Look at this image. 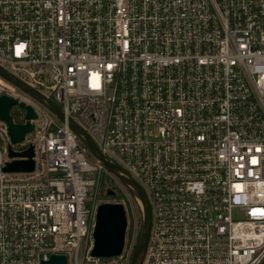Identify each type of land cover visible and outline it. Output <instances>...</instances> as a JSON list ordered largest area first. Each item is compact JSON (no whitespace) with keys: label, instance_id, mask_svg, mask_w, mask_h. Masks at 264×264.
<instances>
[{"label":"built area","instance_id":"obj_1","mask_svg":"<svg viewBox=\"0 0 264 264\" xmlns=\"http://www.w3.org/2000/svg\"><path fill=\"white\" fill-rule=\"evenodd\" d=\"M0 66L64 114L0 75L37 114L16 143L0 117V264H130L127 243L90 255L101 179L119 178L70 119L145 191L141 264L263 263L264 0H0ZM30 146L34 170L4 169Z\"/></svg>","mask_w":264,"mask_h":264},{"label":"water","instance_id":"obj_2","mask_svg":"<svg viewBox=\"0 0 264 264\" xmlns=\"http://www.w3.org/2000/svg\"><path fill=\"white\" fill-rule=\"evenodd\" d=\"M0 75L10 82L14 83L21 90L31 95L40 103L50 109L55 115L63 119L62 109L51 99L31 88L15 75L0 66ZM20 105L26 110L27 122L18 124L13 121L11 108L14 105ZM0 117L9 127V134L13 142L23 141L25 135L33 130L32 119L37 117L34 109L30 105L18 102L17 99L8 95L0 96ZM70 126L82 137L89 147L92 154L99 159L112 173H114L131 192L140 200L143 211V222L140 237L136 244V249L132 254L130 264H141L146 250L148 237L151 227V211L150 206L141 185L130 175L126 174L123 169L111 163L100 151L99 147L91 136L74 120H69ZM12 156L27 157V159H18L9 162L4 168L7 171H32L34 170V149L30 146L21 153L11 152ZM115 190L108 189L109 196H115ZM128 230V215L125 205L122 202H103L98 206L96 223L93 232L94 246L90 255L93 257H116L119 256L126 246V236ZM41 264H68L67 255L52 254L48 259L43 260Z\"/></svg>","mask_w":264,"mask_h":264},{"label":"rangeland","instance_id":"obj_3","mask_svg":"<svg viewBox=\"0 0 264 264\" xmlns=\"http://www.w3.org/2000/svg\"><path fill=\"white\" fill-rule=\"evenodd\" d=\"M108 189L116 190V195L109 196L107 194ZM129 191L125 188L124 183L120 179H115L112 176L105 174L101 179L99 193L97 194L101 203L122 202L125 205L128 215V230L129 228L133 230V235L130 238L127 230L126 243L128 246L127 248L133 251V248L138 241L137 234L142 227L143 211L140 200L135 197L131 191ZM237 215L242 216L241 213H237ZM79 258H82V252L79 254ZM87 263L88 262H85V264Z\"/></svg>","mask_w":264,"mask_h":264},{"label":"snow or ice","instance_id":"obj_4","mask_svg":"<svg viewBox=\"0 0 264 264\" xmlns=\"http://www.w3.org/2000/svg\"><path fill=\"white\" fill-rule=\"evenodd\" d=\"M257 151H260V149H257ZM250 162L251 163H256V158L252 157ZM253 214H262V215H264V209H253Z\"/></svg>","mask_w":264,"mask_h":264},{"label":"trees","instance_id":"obj_5","mask_svg":"<svg viewBox=\"0 0 264 264\" xmlns=\"http://www.w3.org/2000/svg\"><path fill=\"white\" fill-rule=\"evenodd\" d=\"M141 228H142V227H141ZM128 233H129V238H130V237L133 235V230H132L131 228H129ZM140 233H141V229H140V231H139L138 234H137V239H139V237H140ZM135 249H136V245H135L134 248H133L132 254L134 253ZM262 264H264V261H263Z\"/></svg>","mask_w":264,"mask_h":264},{"label":"flooded vegetation","instance_id":"obj_6","mask_svg":"<svg viewBox=\"0 0 264 264\" xmlns=\"http://www.w3.org/2000/svg\"><path fill=\"white\" fill-rule=\"evenodd\" d=\"M125 186V185H124ZM125 188L129 191L130 189L127 187V186H125ZM131 191V190H130ZM129 191V192H130ZM115 192L117 193V191L115 190ZM116 193H115V195H116ZM133 193V192H132ZM135 196V195H134ZM136 197V196H135ZM143 222V221H142Z\"/></svg>","mask_w":264,"mask_h":264}]
</instances>
